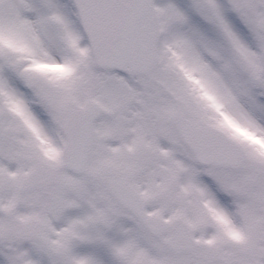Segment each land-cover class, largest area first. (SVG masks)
I'll list each match as a JSON object with an SVG mask.
<instances>
[{"label": "snow or ice", "instance_id": "6c2138e0", "mask_svg": "<svg viewBox=\"0 0 264 264\" xmlns=\"http://www.w3.org/2000/svg\"><path fill=\"white\" fill-rule=\"evenodd\" d=\"M0 264H264V0H0Z\"/></svg>", "mask_w": 264, "mask_h": 264}]
</instances>
